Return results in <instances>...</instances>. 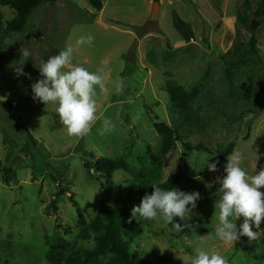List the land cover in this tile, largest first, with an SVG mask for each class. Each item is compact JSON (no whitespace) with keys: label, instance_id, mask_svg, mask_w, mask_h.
Returning a JSON list of instances; mask_svg holds the SVG:
<instances>
[{"label":"rangeland","instance_id":"obj_1","mask_svg":"<svg viewBox=\"0 0 264 264\" xmlns=\"http://www.w3.org/2000/svg\"><path fill=\"white\" fill-rule=\"evenodd\" d=\"M100 1L102 10L96 11L87 0H45L21 33L6 36L2 31L15 12L0 5V264H50L46 256L54 247L89 249L79 238L82 222L103 209L125 207L131 213L148 184L169 176L177 178L172 188L198 191L201 199L188 218H174L186 225L179 233L169 232L162 219H133L141 235L131 250L143 264H185L202 249L219 252L228 264H264V220L253 227L258 239L250 243L247 237L227 245L215 238L217 177L225 175L227 158L216 172L203 168L201 158L208 154L216 161L215 153L236 140L234 150L243 154L241 166L249 176L264 167V96L258 86L262 82L264 88V18L253 19L246 0H228L224 16L221 1L161 0L154 21L152 9L160 0ZM259 1L248 0L251 12ZM172 10L191 26L192 31L175 21L185 38L173 26ZM245 15L243 24L239 19ZM251 24L260 61L228 78L225 62L235 59V44L246 49ZM88 34L92 44L78 45ZM68 46L75 64L103 70L106 90L97 89L98 119L84 136H69L57 106L32 98L38 67ZM22 49L31 55L22 65L27 75L17 76ZM167 85L194 93L187 122L172 108ZM105 118L114 125L110 132H102ZM159 123L180 137L165 158L154 130ZM245 134L248 139L241 140ZM99 160H123L127 169L105 178L83 166ZM3 168L10 170L7 185Z\"/></svg>","mask_w":264,"mask_h":264},{"label":"clouds","instance_id":"obj_2","mask_svg":"<svg viewBox=\"0 0 264 264\" xmlns=\"http://www.w3.org/2000/svg\"><path fill=\"white\" fill-rule=\"evenodd\" d=\"M94 37L91 34L81 36L78 45H91ZM74 50L66 47L58 55L49 57L41 64L40 78L31 84L32 98L44 104L56 105L55 113L59 122L65 127L69 136L87 135L97 121V89H105L102 69L89 71L83 65L74 63ZM31 53L22 49L21 67L15 69L17 76L27 75L22 65ZM30 78V77H29ZM122 90V86L120 89ZM114 128L112 122L105 118L102 132H110ZM204 166L209 172H216L219 161H211V155L202 157ZM243 154L238 150L227 157L222 177H217L220 187L217 190L218 199L215 209H219L218 225L215 229V238L223 244H232L247 237L248 242L258 239V232L253 227L260 228L264 220V167L254 175L249 176L246 169L241 166ZM153 191L146 193L139 205L131 210V219L138 222H152L162 219L171 233H179L186 225L175 222L174 218L181 220L188 218L187 213L197 207L201 199L198 191L185 192L179 188L164 190L156 184L151 185ZM211 187V185H208ZM243 218L237 226L236 221ZM171 225V227H169ZM89 243L94 246L95 234H90ZM185 264H228L226 257L219 252L198 251L190 257Z\"/></svg>","mask_w":264,"mask_h":264},{"label":"trees","instance_id":"obj_3","mask_svg":"<svg viewBox=\"0 0 264 264\" xmlns=\"http://www.w3.org/2000/svg\"><path fill=\"white\" fill-rule=\"evenodd\" d=\"M45 0H0V5L3 7H9L14 10L15 16L8 23L7 27L2 31V34L6 36L10 33H21L27 25V18L42 2ZM90 6L96 11L102 10V2L100 0H87ZM247 12H250L253 19L260 21L264 18V0H260L254 11L251 12L249 8L248 0L244 3ZM241 23L247 22L246 15L239 19ZM234 60L225 62L226 69L225 74L228 78L232 76L233 71L238 70L243 66L254 65V60L260 61L256 49V39L252 35L246 45V49L242 51L239 44L234 46ZM225 61V58H222ZM166 92L169 95V99L172 102V108L177 110L182 123H185L189 119L191 111V102L194 99V93H186V91L176 85H167ZM185 121V122H183ZM154 130L160 138V147L162 157L171 152L175 143L180 140L178 131L172 127H168L162 123L154 124ZM248 135L245 134L241 137V140L246 141ZM236 140L230 142L222 150L215 153L216 161H223L234 150ZM205 150L201 145L196 146V149ZM152 159V157H151ZM83 166L86 170H92L93 172L101 175L105 178H110L112 173L119 170H126L127 164L123 160L109 161L99 160L94 165L90 162H83ZM2 181L5 185L10 182L11 176L10 170L3 168ZM9 175V176H8ZM177 183V178L169 176L161 184L152 183L148 184L146 189L147 193L153 191L151 185L156 184L164 190L171 189ZM61 194V192H58ZM70 201L73 206L77 207L76 213L79 218H82L81 211L79 210L77 203L73 200V196H70ZM130 211L125 208H113L100 210L98 215L92 219L88 224L81 223L79 238L89 244V249L83 251L64 250L61 247H54L47 254L46 259L50 264H99L101 258L108 257L106 264H143L138 259L135 252H132L131 246L134 240L141 235L140 227L131 219ZM95 234V244L92 246L89 241L92 239L90 234Z\"/></svg>","mask_w":264,"mask_h":264},{"label":"crops","instance_id":"obj_4","mask_svg":"<svg viewBox=\"0 0 264 264\" xmlns=\"http://www.w3.org/2000/svg\"><path fill=\"white\" fill-rule=\"evenodd\" d=\"M211 1V0H210ZM214 2H217V1H221L222 2V4H221V6L219 7L220 8V10H221V12H222V16H224L225 15V9H226V6H227V2H228V0H213ZM162 2H163V0H162ZM161 0L159 1V15H158V18H157V20L160 18V5H161ZM171 16H172V20H173V26H174V28L178 31V33L180 34V35H182L183 37L185 36V33H187V32H183V31H180L178 28H177V26L175 25V21H177V20H179V21H181L182 23H185V22H183L181 19H179V17H178V14H177V12L175 11V10H172V12H171ZM186 24V23H185ZM189 28H190V31H192V29H191V26H189L188 24H186ZM159 29V28H158ZM159 32H161V33H163L160 29H159ZM185 38V37H184Z\"/></svg>","mask_w":264,"mask_h":264},{"label":"water","instance_id":"obj_5","mask_svg":"<svg viewBox=\"0 0 264 264\" xmlns=\"http://www.w3.org/2000/svg\"><path fill=\"white\" fill-rule=\"evenodd\" d=\"M158 15H159V4H158V3H155V4H154V8L152 9V14H151L150 20H152V21L157 20ZM253 27H254V24H251V26H250V31H251V34H252V35H253V30H252ZM258 86H259L260 92H261V93L263 94V96H264L263 83H262V82H259V83H258Z\"/></svg>","mask_w":264,"mask_h":264},{"label":"built area","instance_id":"obj_6","mask_svg":"<svg viewBox=\"0 0 264 264\" xmlns=\"http://www.w3.org/2000/svg\"><path fill=\"white\" fill-rule=\"evenodd\" d=\"M191 40V39H190ZM12 105H14V103H12Z\"/></svg>","mask_w":264,"mask_h":264}]
</instances>
